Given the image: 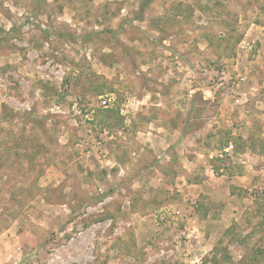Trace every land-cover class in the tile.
Instances as JSON below:
<instances>
[{"label":"rangeland","instance_id":"obj_1","mask_svg":"<svg viewBox=\"0 0 264 264\" xmlns=\"http://www.w3.org/2000/svg\"><path fill=\"white\" fill-rule=\"evenodd\" d=\"M0 264H264V0H0Z\"/></svg>","mask_w":264,"mask_h":264},{"label":"built area","instance_id":"obj_2","mask_svg":"<svg viewBox=\"0 0 264 264\" xmlns=\"http://www.w3.org/2000/svg\"><path fill=\"white\" fill-rule=\"evenodd\" d=\"M106 103H110V99L109 98L104 100V104H106ZM232 149H233V144L231 142H229L227 145H225L223 147V151L227 152V153H230V151H232Z\"/></svg>","mask_w":264,"mask_h":264},{"label":"trees","instance_id":"obj_3","mask_svg":"<svg viewBox=\"0 0 264 264\" xmlns=\"http://www.w3.org/2000/svg\"><path fill=\"white\" fill-rule=\"evenodd\" d=\"M113 103H106L104 106H102V107H108V106H111ZM229 142H231V141H227L226 143H225V145H227ZM232 143V142H231ZM233 144V143H232ZM225 145H223V147L225 146ZM233 147H234V144H233ZM215 170L216 171H218V169L217 168H215Z\"/></svg>","mask_w":264,"mask_h":264}]
</instances>
